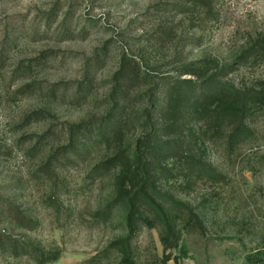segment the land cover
<instances>
[{
  "label": "rangeland",
  "instance_id": "1",
  "mask_svg": "<svg viewBox=\"0 0 264 264\" xmlns=\"http://www.w3.org/2000/svg\"><path fill=\"white\" fill-rule=\"evenodd\" d=\"M209 1L207 11L188 0H0V211L11 203L25 218L0 213V237L57 257L40 262L8 246L0 264H127L115 246L129 235L126 213L107 209L117 172L98 169L109 150L86 140L79 155L61 153L70 124L106 115L123 55L157 75L215 58L233 67L221 83L264 97V0ZM92 68L94 95L76 98ZM248 127L231 141L227 126H195L194 152L223 179L183 181L174 171L159 182L199 222L169 210L175 246L161 224H139L133 264H264V100Z\"/></svg>",
  "mask_w": 264,
  "mask_h": 264
},
{
  "label": "trees",
  "instance_id": "2",
  "mask_svg": "<svg viewBox=\"0 0 264 264\" xmlns=\"http://www.w3.org/2000/svg\"><path fill=\"white\" fill-rule=\"evenodd\" d=\"M188 1L207 11L211 7L209 0ZM163 33L172 35L170 30H163ZM256 47L264 48V41ZM257 48L251 49L249 56L254 55ZM249 56L242 57V62ZM232 69L215 58H202L186 62L177 73L157 75L136 59L123 55L108 83L102 104L106 115L69 125L70 143L61 153L79 155V146L86 140L109 150L98 169L117 172L115 197L107 209L121 208L126 213L129 235L115 242V246L122 251L127 264H133L130 237L139 224H161L165 243L175 246L177 240L169 210L189 214L195 223L199 222L190 206L163 193L159 182L169 181L178 174L183 181L223 179L204 157L194 152L195 126L209 124L215 130L227 126L231 130L230 140L237 141L248 132L251 110L264 100L262 92L221 83ZM94 70H87L75 93L76 98L86 100L94 95L97 79ZM28 86L24 89L28 90ZM3 206L2 212L25 222L21 212L11 203ZM8 246L34 254L40 262L57 258L26 244L15 243L10 237H0V248Z\"/></svg>",
  "mask_w": 264,
  "mask_h": 264
}]
</instances>
